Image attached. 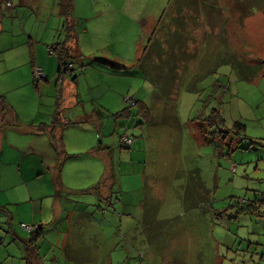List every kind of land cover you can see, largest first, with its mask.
Masks as SVG:
<instances>
[{
	"label": "rangeland",
	"instance_id": "obj_1",
	"mask_svg": "<svg viewBox=\"0 0 264 264\" xmlns=\"http://www.w3.org/2000/svg\"><path fill=\"white\" fill-rule=\"evenodd\" d=\"M193 1L201 26L194 43L175 0H71V18L61 14V0H0V95L6 102L41 95L40 114H52L70 76L56 86L57 52L49 47L70 29L83 94L78 104H62V115L101 110L81 128L101 126L96 145L104 149L96 152H106L111 177L86 194L67 192L72 202L33 242L36 227L23 223L22 204V224L13 220L22 240L0 231V264H264V0ZM211 4L220 9L209 12ZM32 55L50 66L38 90ZM92 71L101 76H85ZM89 78L101 81L93 91ZM125 136L129 148L121 147ZM80 158L83 165L68 168L97 186L100 159ZM190 169L200 172L209 209L182 203L187 179L179 175Z\"/></svg>",
	"mask_w": 264,
	"mask_h": 264
},
{
	"label": "crops",
	"instance_id": "obj_2",
	"mask_svg": "<svg viewBox=\"0 0 264 264\" xmlns=\"http://www.w3.org/2000/svg\"><path fill=\"white\" fill-rule=\"evenodd\" d=\"M51 38L48 36L47 39ZM30 40L32 38L29 39L28 43H31ZM23 44H26V41ZM70 45L75 44L71 41ZM43 52L44 54L46 53L45 50ZM35 64L36 68L42 70L43 73V77L38 80H43L45 76L44 82H41L43 85L48 82L47 80L51 76L50 70L46 69L50 66L38 63L36 59ZM103 73L104 76L102 77L106 81L109 76L112 77L108 71H104ZM87 75L92 79H94L93 75L101 76L93 74V71L87 72L85 76ZM90 78L87 80V86L93 91L101 81L98 79L97 82L95 80L92 82ZM67 79L68 83H60L62 88H60V94L58 95L59 97L54 107L55 110L52 114H40L41 95L39 99L31 94V96H28V99L25 97H11V99L7 100V104L12 108L13 112H10L5 117L4 127L0 131V226H2L0 231L5 232L4 235L11 232L14 238L22 240V237L15 231L13 224V220L17 217H20L21 221L19 223L22 224V204H28L25 214L26 220L23 223L29 222L33 227H42L41 234L43 235L44 227L54 224L59 216L61 218L68 202H72L67 197V192L73 191L79 194H86L90 189L97 188L98 184H102L106 179V156L104 155L106 152H96L97 148L100 150L104 149L101 145H96V141L101 134V126L95 131L91 130V133L81 128L85 122L92 120L94 115H96L95 112L91 113V115L79 116L74 120L62 115V104L70 100L72 106L78 104L79 98H82L83 94L79 79L75 83L69 78ZM64 80L57 77L56 86L59 87V82L63 81L64 83ZM64 87L66 88L64 89ZM80 89L82 90L81 93ZM65 96H70L71 98L64 99ZM22 106L24 113H22ZM54 118L59 119L61 127L52 128ZM69 120L73 124L62 128V125L67 124ZM41 126H45L46 129L42 130ZM52 132L57 140H62L61 147L58 150L53 144ZM70 147L78 148V151L68 153ZM84 154L93 158L97 156L100 159L96 160L98 168L101 169L104 166V171L95 184L97 186L91 187V184H93L91 182L96 178L82 183L80 180L75 179L79 175L80 169L68 168V163L74 164L77 161L81 163L80 156ZM81 165L83 164L81 163ZM106 183H108L107 179ZM77 184L79 185L77 186ZM74 186H77V190H75ZM103 186L104 194H110L107 184ZM78 202H83V200ZM71 205L74 206V203ZM46 206L50 208L46 209ZM37 213L40 214L38 218L36 216ZM28 227L30 228V226ZM4 235L0 234V243H2ZM37 251L38 248L34 246V252Z\"/></svg>",
	"mask_w": 264,
	"mask_h": 264
},
{
	"label": "trees",
	"instance_id": "obj_3",
	"mask_svg": "<svg viewBox=\"0 0 264 264\" xmlns=\"http://www.w3.org/2000/svg\"><path fill=\"white\" fill-rule=\"evenodd\" d=\"M193 3L199 7V3H195L193 0H177V1L175 0L176 10L174 9L180 22H184L186 26H189L190 24H192L189 26L190 29H192L190 31L191 36H190L189 42H192V43H194V40H195L194 37L195 36L197 37V34H196L197 28L201 27V26H199V24H200L199 23V17L197 15L192 14L193 5H194ZM60 7H61V14H63L65 17H70L71 14L73 13L74 8H73V4H72L71 0H61ZM205 8H208V11L210 12V9H214L217 7L215 6V4H211L209 6H205ZM217 9H220V8H217ZM163 16L164 15H162V17L160 18L159 23H158V27H160V29L161 28L164 29L163 27L160 26L163 24V22H162ZM158 27H157V30L159 29ZM185 27H184V29H185ZM69 31H71V30L68 29L65 31V38L64 39H62V40L58 39V41L54 44V46L49 47V52L51 54L57 52L58 74H59L58 78H64L65 76H70V80L75 83L77 81L78 76H77V73H75V71L72 69L71 63H72V59H74L78 56L79 50L75 45H72V46L70 45V42L72 41V37H71V34H68ZM162 32H163V30H162ZM176 33H178V32H176ZM160 36L162 38H165V36H163V35H160ZM161 37H158L157 40H160ZM193 48L195 50V47H193ZM194 54H195V52H194ZM32 57H33V55H32ZM139 61H140V58L138 59V64L140 65ZM103 63L112 67V69L114 71H119L121 69H125V67H123V66L114 65V64H111L110 62L105 61ZM157 66H160V65L158 63L155 65L150 64L149 68H148L149 72H151V73L155 72ZM41 72H42V70H41ZM35 73H36V64H35V57H33V72H32V74H33V79L36 82L34 84V86L38 90V81L39 80L36 78ZM44 79H45V76H44ZM175 82L178 83L176 80H175ZM163 87H165V86L163 85ZM192 90H195V88H192ZM146 110L148 111V109H146ZM10 112H13L12 108L10 106H8L5 97L0 95V131L2 130L1 128L4 127L5 117ZM94 112L98 116V119H101L100 118V115L102 113L101 110L96 109V111H94ZM56 116H57V114H56ZM71 124H73V123L69 120L67 122V124L62 125V128L66 127L67 125H71ZM60 125L61 124L59 122V119L54 118V121L52 123V128L56 129L57 127H61ZM234 126L238 129V131L240 129L245 130V125L243 123H240L239 121H236ZM41 128H42V130L46 129L45 126H41ZM51 136L53 138V144H54L55 148L58 150V148L61 147L62 140L61 139L57 140L53 132L51 133ZM126 139H130L131 142L129 144H127L125 141ZM120 144H121V147L129 148L130 145L132 144L131 137L125 136V137L121 138ZM67 156H70V155H67ZM181 176H184V177H186L185 179H187V181H185V185L183 186L184 194L182 195V203L184 204V206L186 208L206 206V208L209 209V206H210L209 204H211L210 199H209V192L203 186V182L200 178L199 170L198 169H190L189 171L183 172L181 175H179V177H181ZM106 179L107 180L111 179V177L108 178V176L106 174ZM34 231L35 232L33 234V237L30 239L31 242H33L36 237L40 236L41 231H42V227H36V229Z\"/></svg>",
	"mask_w": 264,
	"mask_h": 264
},
{
	"label": "built area",
	"instance_id": "obj_4",
	"mask_svg": "<svg viewBox=\"0 0 264 264\" xmlns=\"http://www.w3.org/2000/svg\"><path fill=\"white\" fill-rule=\"evenodd\" d=\"M6 5L9 6V5H12V3L11 2H7ZM35 75H36V78L37 79H40L41 77H43V73L41 72L40 69H36ZM125 141H126L127 144H129L131 142L130 139H126Z\"/></svg>",
	"mask_w": 264,
	"mask_h": 264
}]
</instances>
